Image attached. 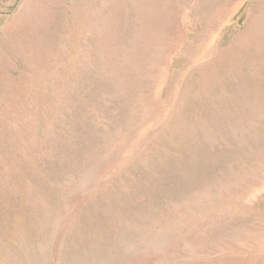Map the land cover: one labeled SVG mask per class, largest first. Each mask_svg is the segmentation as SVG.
Returning a JSON list of instances; mask_svg holds the SVG:
<instances>
[{
    "label": "rangeland",
    "instance_id": "obj_1",
    "mask_svg": "<svg viewBox=\"0 0 264 264\" xmlns=\"http://www.w3.org/2000/svg\"><path fill=\"white\" fill-rule=\"evenodd\" d=\"M0 264H264V0H0Z\"/></svg>",
    "mask_w": 264,
    "mask_h": 264
}]
</instances>
